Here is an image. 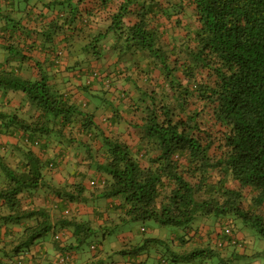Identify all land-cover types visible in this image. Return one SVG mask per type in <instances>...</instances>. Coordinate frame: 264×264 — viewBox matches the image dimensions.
<instances>
[{
	"label": "trees",
	"instance_id": "16d2710c",
	"mask_svg": "<svg viewBox=\"0 0 264 264\" xmlns=\"http://www.w3.org/2000/svg\"><path fill=\"white\" fill-rule=\"evenodd\" d=\"M97 21L101 30L84 36ZM0 23L3 39L28 32L49 50L61 38L73 56L89 45L117 54L111 70L82 79L88 101L41 61L26 76L0 69V264H26L45 238L60 264H73L88 240L100 252L110 227L151 220L178 227L179 247L196 239L181 251L174 239L144 238L165 247L164 263L224 264L225 249L250 246L264 262V0H0ZM120 78L134 88L120 90ZM96 80L118 93L92 92ZM82 207L94 212L81 216ZM202 220L221 229L219 240L200 234Z\"/></svg>",
	"mask_w": 264,
	"mask_h": 264
},
{
	"label": "crops",
	"instance_id": "0c3cea01",
	"mask_svg": "<svg viewBox=\"0 0 264 264\" xmlns=\"http://www.w3.org/2000/svg\"><path fill=\"white\" fill-rule=\"evenodd\" d=\"M94 2V1H93ZM93 5L92 3H88V6ZM86 19H89L88 15H85ZM52 17L50 19H48L47 21H51ZM100 20V19H99ZM103 23V21H100V23H95V25H92L90 27V32H87L86 37H88V35H94L97 34L101 29L99 28V26H101ZM0 25L2 26V23H0ZM7 30L4 29L3 31H1V35H6ZM8 37L6 39H3L0 37V69L8 64L10 67L12 66L13 70H17V73L22 75V76H26L28 74H30L31 71H34L35 74L37 73V68L35 67V65L38 63V61L43 62L45 65L48 66V72L50 73H55L53 75H55L58 80L62 81L61 86L63 87L64 90L69 89L70 90H74L77 93L76 97H80L81 99L85 98L86 101H88V95H86V93L83 95L81 92H79L82 88L79 86L82 85L84 83V81L82 79H88L90 77V74L88 75L87 72L89 73L90 71L95 73V71H102V70H106L109 68V70L112 69V64L114 63V59L117 57L116 52L110 48L108 51L106 50V54L104 55V58L101 59L100 61H97L95 59V61L93 63H91V61L89 60L88 57L84 56L83 53L81 52V49H77L75 51V48H71V50L75 51V56L71 55V53L68 51V46L67 43H61V38L57 39L55 42H59V46L58 48H55L54 50H49V48L44 47L43 46V39L38 37V34L35 35V33L33 34H28V32L22 33V35L19 38H14V33L13 31L10 32L9 34H7ZM41 36V35H40ZM72 38V37H71ZM6 40V42H5ZM110 40V38L106 39V41ZM36 41V42H35ZM16 44L19 47V50L14 51L12 49H10L9 47L12 44ZM32 43L37 44V47L34 48V50H32ZM107 44H110V42H108ZM58 52H60V56L59 54H57ZM88 59L87 62H85V58ZM81 58H84L83 60ZM16 59V60H15ZM94 59V58H93ZM55 61V62H54ZM79 61V67H77L74 70H65V64H74V62ZM101 67V69H100ZM11 68V69H12ZM15 68V69H14ZM33 69V70H32ZM52 70V71H50ZM79 70H82L81 72ZM0 74H1V70H0ZM86 75V76H85ZM95 75V74H94ZM101 81V80H100ZM102 82V81H101ZM94 86L92 87V92L95 91H101V90H108L107 88H115L116 86H113L114 84L112 82H108L107 86L100 82H98L97 80L94 81ZM113 85H112V84ZM119 86V89L122 90L123 89H129L131 87V85H124L123 82L122 83H117ZM107 87V88H106ZM3 88L4 85H0V103L4 102L6 100V96L4 95V90ZM10 89V95L9 97L14 98V102L13 104L18 103L20 100L19 97L21 96L19 93V91H15L14 88H9ZM116 103H118V100H116ZM91 106H89L90 108ZM72 167L70 172L74 173L76 171L75 169V164L71 163ZM67 167V166H66ZM69 170V169H68ZM57 172H59V170H57ZM60 180L63 179V177H61L60 174H56ZM65 180V179H63ZM62 180V181H63ZM71 182L74 181V178L72 177ZM94 211L91 208H83L80 211V215L84 216V214H89L93 213ZM205 219V218H204ZM199 220V219H198ZM201 220V219H200ZM199 220V221H200ZM198 221V222H199ZM102 223L101 219L96 221V224ZM200 234H210L212 237H216V239H220L221 236H217V234L219 232H221V229L218 226H212L210 224V222H206L205 220H202L200 222ZM193 234V233H192ZM122 236H126V233L122 232L121 234ZM176 235V234H175ZM174 235L173 239H174V244H175V248H177L178 250L180 249L181 251L185 250V249H192L194 247V241L196 239H191L192 241L188 242L187 244H183L182 247L180 246V243L176 240V236ZM72 237V232H70V237L68 238L69 240H71ZM239 238H243V234L239 233L238 235ZM125 237H122V241H124ZM207 239V236L206 238ZM137 241H135L134 243H136ZM173 246V244H171ZM259 245H257L258 247ZM104 248V246H103ZM234 248V247H233ZM134 249V248H133ZM232 248H227L224 250V253L222 254V258L226 259L224 264H264V262L262 261V259H257L254 257V253L256 250L255 246H250V247H246V248H238L236 249V251H231ZM35 250V248H34ZM37 251H39V255L36 258H33L31 260V256L30 255H26L25 257V261L26 264H60L58 262V250L56 249V245L54 244L53 240H51V238H45L43 240H41L39 242V244L37 245ZM109 255V254H108ZM136 255H139V253H137ZM136 255H132V263L131 264H145V260L143 259H139L138 257H136ZM162 256V254H161ZM103 259V252L102 250L100 252H96L94 251V253H92L91 255H87L84 254L83 256H78V259H76L73 264H91L95 261L101 260ZM5 260V259H4ZM31 260V261H30ZM123 259L119 262H116L115 264H121L122 261L124 262ZM186 261V260H185ZM185 261H181L182 264H192V263H186ZM11 262V258L6 259L4 261L3 264H10ZM148 263V262H147ZM211 263V259H208L207 262H202V263H196V264H210ZM105 264H111V262H107ZM171 264H180V262H173ZM211 264H221L220 262L215 263L214 260H212ZM223 264V263H222Z\"/></svg>",
	"mask_w": 264,
	"mask_h": 264
},
{
	"label": "rangeland",
	"instance_id": "374dc122",
	"mask_svg": "<svg viewBox=\"0 0 264 264\" xmlns=\"http://www.w3.org/2000/svg\"><path fill=\"white\" fill-rule=\"evenodd\" d=\"M182 30L185 31L184 28H182ZM109 38H110V40H113L114 35L112 33H110ZM166 41H168V40H166ZM90 44H93V43H90ZM101 44H103V42ZM170 44H172V42ZM92 46L89 45L90 50L88 47L87 48L88 51L84 52V54H83L84 56L89 58L91 63H93L96 59V58L93 59L95 50L92 48ZM97 50H98V48H96V51ZM95 53H96L95 57H99L98 53L101 56L105 55L106 50L102 49L101 52L97 51ZM92 54H93V56H92ZM132 58H135L136 61L140 62L142 65H148L147 60H149V57L145 56L144 54H134L133 57L130 56V58H128V59H132ZM11 68H12V66H11ZM100 69H101V67H100ZM108 70H109V68L106 70H102L101 73H106ZM114 74L112 72H109V76L111 77L110 80L112 82H114V80H116L115 79L116 74L115 75ZM120 76H122V74H120ZM51 77H52V75H50V78ZM100 80L103 82L102 79H100ZM117 81L119 84L122 83V78L118 79ZM107 84L108 83H106L105 85L107 86ZM139 84H140V86H143L142 85L143 83H139ZM133 88H134V86H131L129 88V90H132ZM139 91H142V89L141 90L139 89ZM112 92L114 94L118 93V90L116 89V87L112 89ZM128 92H131V91H128ZM115 97H118V94L115 96L113 94L109 95V98L114 103V105H117ZM261 212L264 213L263 210ZM110 229L112 232L103 240L104 248L101 249L103 252V259L95 261L91 264H105L107 262H111V264H115L116 262H119L123 259H126V260H124V262L122 261L121 264H131L132 263L131 262L132 261V254H131L132 249L131 248L136 246L134 244L135 241H137L138 244H142V246H143L142 250H141L142 253H140V257L146 261L145 264H171L170 261L169 262L167 261L166 263L162 262L161 254L164 253V251L166 249L161 243H157V242L144 243L143 239L144 238H160V239H164L166 241L171 242L174 235L179 231L178 227L173 226V225H162V224H159V223L151 220V221H147V222H142V221H128L126 223L120 222L117 226L110 227ZM122 232L126 233V235H127V237L122 236V237H125L124 241H122V237H120ZM205 236H208V234H206ZM259 241H260V244L264 243V239H262V238H260ZM207 242H208V240L203 242V243H207ZM91 246H92V241L88 240L87 242H85L83 244V247L81 249H85V252H86L85 254L91 255L92 253H94V250L91 248ZM128 248H130V250H128ZM123 249L127 251V254L125 252H122ZM218 260H219V258L216 257L214 259V262L217 263ZM180 261L183 262L185 260H183V258H182ZM180 264H182V263L180 262Z\"/></svg>",
	"mask_w": 264,
	"mask_h": 264
},
{
	"label": "built area",
	"instance_id": "2783aa9c",
	"mask_svg": "<svg viewBox=\"0 0 264 264\" xmlns=\"http://www.w3.org/2000/svg\"><path fill=\"white\" fill-rule=\"evenodd\" d=\"M225 232L229 235H233L232 228L227 226Z\"/></svg>",
	"mask_w": 264,
	"mask_h": 264
}]
</instances>
